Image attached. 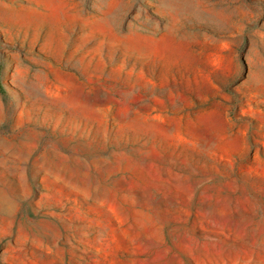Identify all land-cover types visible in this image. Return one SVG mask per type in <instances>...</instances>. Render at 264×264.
<instances>
[{
	"label": "rangeland",
	"instance_id": "rangeland-1",
	"mask_svg": "<svg viewBox=\"0 0 264 264\" xmlns=\"http://www.w3.org/2000/svg\"><path fill=\"white\" fill-rule=\"evenodd\" d=\"M0 264H264V0H0Z\"/></svg>",
	"mask_w": 264,
	"mask_h": 264
},
{
	"label": "trees",
	"instance_id": "trees-1",
	"mask_svg": "<svg viewBox=\"0 0 264 264\" xmlns=\"http://www.w3.org/2000/svg\"><path fill=\"white\" fill-rule=\"evenodd\" d=\"M0 94H4V92H3L2 88H1V86H0Z\"/></svg>",
	"mask_w": 264,
	"mask_h": 264
}]
</instances>
